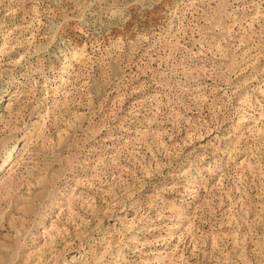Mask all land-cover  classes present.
<instances>
[{
	"label": "rangeland",
	"instance_id": "obj_1",
	"mask_svg": "<svg viewBox=\"0 0 264 264\" xmlns=\"http://www.w3.org/2000/svg\"><path fill=\"white\" fill-rule=\"evenodd\" d=\"M0 264H264V0H0Z\"/></svg>",
	"mask_w": 264,
	"mask_h": 264
},
{
	"label": "bare ground",
	"instance_id": "obj_2",
	"mask_svg": "<svg viewBox=\"0 0 264 264\" xmlns=\"http://www.w3.org/2000/svg\"><path fill=\"white\" fill-rule=\"evenodd\" d=\"M7 162V161H6Z\"/></svg>",
	"mask_w": 264,
	"mask_h": 264
}]
</instances>
